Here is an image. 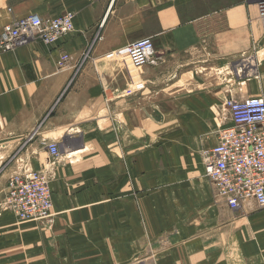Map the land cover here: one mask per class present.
I'll return each mask as SVG.
<instances>
[{
    "label": "crops",
    "instance_id": "1",
    "mask_svg": "<svg viewBox=\"0 0 264 264\" xmlns=\"http://www.w3.org/2000/svg\"><path fill=\"white\" fill-rule=\"evenodd\" d=\"M263 2L0 0V32L30 14L73 24L0 52V264H264V208L229 210L202 159L227 101L264 100ZM22 168L47 176L50 218L3 209Z\"/></svg>",
    "mask_w": 264,
    "mask_h": 264
},
{
    "label": "built area",
    "instance_id": "2",
    "mask_svg": "<svg viewBox=\"0 0 264 264\" xmlns=\"http://www.w3.org/2000/svg\"><path fill=\"white\" fill-rule=\"evenodd\" d=\"M259 15L264 18V2L260 4ZM72 31L70 15L42 18L30 14L2 28L0 52H10L31 42L53 45ZM153 51L148 38L126 48L127 57L135 68L150 63ZM67 61L68 58L62 56L58 65L63 66ZM225 107L231 127L219 131L216 146L202 154L204 177L229 210L234 211L248 201L264 208V100L260 97L231 100ZM47 149L51 158L58 157L55 144H49ZM3 209L13 214L19 223L50 218L52 202L47 176L29 168L14 173L6 184Z\"/></svg>",
    "mask_w": 264,
    "mask_h": 264
},
{
    "label": "rangeland",
    "instance_id": "3",
    "mask_svg": "<svg viewBox=\"0 0 264 264\" xmlns=\"http://www.w3.org/2000/svg\"><path fill=\"white\" fill-rule=\"evenodd\" d=\"M10 1V4H15V3H18V2H21V1H24V0H9ZM264 19V18H262Z\"/></svg>",
    "mask_w": 264,
    "mask_h": 264
}]
</instances>
